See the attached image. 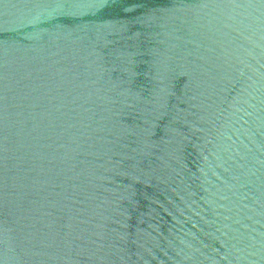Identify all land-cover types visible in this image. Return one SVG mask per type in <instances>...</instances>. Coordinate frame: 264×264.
<instances>
[{
	"label": "water",
	"instance_id": "water-1",
	"mask_svg": "<svg viewBox=\"0 0 264 264\" xmlns=\"http://www.w3.org/2000/svg\"><path fill=\"white\" fill-rule=\"evenodd\" d=\"M0 264H264V0H0Z\"/></svg>",
	"mask_w": 264,
	"mask_h": 264
}]
</instances>
